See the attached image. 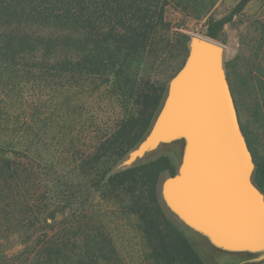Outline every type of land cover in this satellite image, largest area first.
<instances>
[{"label":"trees","instance_id":"1","mask_svg":"<svg viewBox=\"0 0 264 264\" xmlns=\"http://www.w3.org/2000/svg\"><path fill=\"white\" fill-rule=\"evenodd\" d=\"M250 1L210 20L206 35L217 39ZM169 5L0 0V264H114L112 239L95 212L74 207L123 197L142 223L152 264H207L163 206L160 178L177 174L168 156L115 174L106 168L107 160L114 165L140 144L166 99V85L145 67L159 57ZM176 41L188 55L190 37L180 33ZM256 79L252 87L260 89L263 81ZM114 100L125 107L115 120L114 113L107 117ZM255 100L264 124V107ZM242 130L254 157V183L264 194V149L256 134ZM65 160L89 184L70 187L71 218L57 229L58 213L40 200L43 163ZM14 238L22 251L12 253Z\"/></svg>","mask_w":264,"mask_h":264},{"label":"water","instance_id":"2","mask_svg":"<svg viewBox=\"0 0 264 264\" xmlns=\"http://www.w3.org/2000/svg\"><path fill=\"white\" fill-rule=\"evenodd\" d=\"M224 46L191 34L188 55L170 82L149 133L121 162L137 166L162 143L186 141L182 165L160 186L164 203L187 226L229 251L260 254L264 264V194L223 63Z\"/></svg>","mask_w":264,"mask_h":264},{"label":"rangeland","instance_id":"3","mask_svg":"<svg viewBox=\"0 0 264 264\" xmlns=\"http://www.w3.org/2000/svg\"><path fill=\"white\" fill-rule=\"evenodd\" d=\"M164 1L170 4L165 9L164 19L167 28L161 33L162 37L157 39L156 47L160 52L159 57L147 63L145 70L166 85L168 94L171 80L183 66L187 57L182 45L176 41L178 35L186 34L190 40L191 34L194 33L205 36L208 32V22L227 16L241 0ZM216 40L224 46L223 63L236 101L241 126L247 127L251 133L256 134L264 149V124L256 115L255 100L260 99L264 107V91H261L264 87V0H251L245 9L223 28ZM256 77H260L263 81L260 89L252 87V81L259 80ZM124 108L114 100V111H110L107 117H111L114 113L115 120ZM49 149V154L52 156L56 154L55 148L49 147ZM185 150L186 141L184 139L162 143L149 151L137 165L160 156H168L178 172ZM47 161L46 159L45 162ZM121 162L122 160L113 165L111 161H106V168H110V174L123 171L120 166ZM67 166L68 160H65L62 166L56 162L50 166H45L43 163L44 182L40 200L47 205L50 211L58 213L57 229L66 227L71 218L72 212L69 210L75 200L69 201L70 187L80 189L89 184V181L76 178L74 172L70 171ZM168 176L164 174L160 178L159 194L160 186ZM160 197L162 200L161 194ZM84 203L76 204L74 209L85 206L95 212L100 225L105 228L112 239L116 252L114 264H152L149 261L150 250L144 238L142 223L132 213L131 204L127 198H96ZM162 203L167 216L186 234L207 264H262L256 261L260 254L221 248L209 236L187 226L163 200ZM10 249L13 250L12 253L22 251L21 239L14 238L10 243Z\"/></svg>","mask_w":264,"mask_h":264},{"label":"bare ground","instance_id":"4","mask_svg":"<svg viewBox=\"0 0 264 264\" xmlns=\"http://www.w3.org/2000/svg\"><path fill=\"white\" fill-rule=\"evenodd\" d=\"M204 36V35H203ZM227 52V51H226Z\"/></svg>","mask_w":264,"mask_h":264}]
</instances>
